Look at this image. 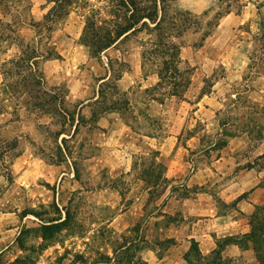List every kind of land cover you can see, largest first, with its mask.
<instances>
[{"label":"rangeland","instance_id":"obj_1","mask_svg":"<svg viewBox=\"0 0 264 264\" xmlns=\"http://www.w3.org/2000/svg\"><path fill=\"white\" fill-rule=\"evenodd\" d=\"M116 1L73 0L53 31L44 18L53 3L10 0L11 8L0 5V21L11 22L16 36L41 55L29 68L18 60L16 38L0 29V264H129L135 252L120 247L136 238L138 226L129 237L125 229L113 227V218L132 200L152 209L161 206L160 192L168 183L159 180L163 166L157 161H180L188 175L197 166L226 161L212 167L213 173L225 174L223 180L214 178V187L240 175L249 187L264 191V64L258 76L249 70L263 31L264 0H239L241 10L232 7L228 14L225 2L235 0H176L178 8L198 17L173 40L180 46L183 78L146 88L159 69L152 60L157 48L146 43V33L101 53H90L81 43L87 21L101 30L111 28ZM22 22L32 26L20 30ZM136 48L145 57L138 73L130 56ZM48 54L52 58L46 62ZM108 69L110 79L98 88ZM125 74L123 84L133 83L121 93L115 78ZM32 76L39 84L25 92L20 82ZM109 109H119L128 128L112 118L96 124ZM179 129L178 139H168L167 154L157 159L145 136L163 142ZM129 154L134 169L127 174L115 170V162L127 161ZM204 169L210 173L207 165ZM148 187L150 197L143 194Z\"/></svg>","mask_w":264,"mask_h":264},{"label":"crops","instance_id":"obj_2","mask_svg":"<svg viewBox=\"0 0 264 264\" xmlns=\"http://www.w3.org/2000/svg\"><path fill=\"white\" fill-rule=\"evenodd\" d=\"M177 5L180 6V2H177ZM61 56L62 54L59 52L58 60L62 59ZM130 56L133 58L132 69L134 73H138L142 64L141 51L136 48V51ZM51 58L48 57L45 61L48 62ZM111 74V69H108L103 78L98 80V88L100 84L110 79ZM125 77L126 74L116 80L115 87L118 92L128 91L130 84L133 83L130 81L123 84V81L127 80ZM158 82L159 78L156 74L155 81L143 86L145 88L153 87ZM97 97L98 94L96 98L84 100L82 106L95 101ZM89 115L92 116V112ZM121 116L117 109H109L97 116L96 124L103 121L108 124V119L112 118L117 122V126L123 127L124 130L128 127ZM180 133L181 129L174 136L164 138L163 142L157 141L155 137L145 136V138H147L148 148L156 149L157 159H159L162 155L167 154L165 142L168 139L176 141ZM124 155L127 154L124 153ZM20 157L18 156L16 161ZM157 162L159 167L163 166L159 180L168 183L160 192L159 197L163 201L161 206L152 209L146 207V204H137L132 200L131 203L120 207L117 210V216L113 218V227L125 229L129 237L134 232L135 226H138L136 238L126 239V242L120 247V250L132 249L135 252L136 256H132V259L129 258V264L139 262L140 264H204L211 261L217 251L221 261L233 262L240 259L248 262L256 261L251 245L244 248L238 240L250 232L251 216L257 207L264 206V191L249 187L245 177L242 178L240 175L219 187H214L216 182H213L214 178L223 180L225 174L213 173L212 167L215 168L218 164L223 166L226 161H213L202 167L197 166L191 175L185 173V167L180 161ZM206 165L210 173H206V169H204ZM115 166V170L118 172L122 170L126 174L131 172L135 167L133 156L129 154L127 161L120 157V161L115 162ZM176 184H180L179 190H183L184 195H180V191L176 190L178 189ZM151 188L144 189L143 194L150 197L152 195ZM213 188H217L218 200L211 194V191L215 190ZM252 189L253 191L246 196L247 192ZM133 197L135 196L131 198L134 199ZM224 207L226 210L221 212V208ZM233 213L236 214L235 217H230L229 215ZM226 238H233L234 241L224 244ZM219 244H221L220 247ZM112 260L114 262L115 257Z\"/></svg>","mask_w":264,"mask_h":264},{"label":"trees","instance_id":"obj_3","mask_svg":"<svg viewBox=\"0 0 264 264\" xmlns=\"http://www.w3.org/2000/svg\"><path fill=\"white\" fill-rule=\"evenodd\" d=\"M9 1L10 0H0V5L3 4L5 8H11V6L8 5ZM46 2L54 4L44 17L50 29L49 31H53V26L57 21L68 15L69 8L74 2L73 0H46ZM175 2L176 0H117L114 3L116 9L113 12L115 21L112 22L111 28L101 30L100 27L95 26L94 22L87 21L86 27L82 32L81 43L89 49L90 53H101L120 40L146 33L149 36L146 43L157 48L152 52V54L156 53V55H152V60L159 63L157 72L159 81L168 78L174 81L178 77L182 79L184 72L179 68L181 63V59L179 58L180 46L174 43L173 40L179 39L181 35L187 31L188 27L186 25L190 23L189 21L198 17L191 15V12L178 8ZM221 2L222 0H218L219 4ZM225 6V14H228L232 7L237 9V12L241 10L239 0H235L233 4L225 2ZM122 10L123 12L119 14ZM206 14H208V11L204 12L201 17L206 16ZM225 14L218 15L221 17ZM116 19L118 20L116 21ZM21 25V28H19L20 30L28 25L32 26V23L22 22ZM150 25H153V27H150ZM260 25L263 31L261 37L258 39L259 45L251 52L249 57V70L251 74L255 76L262 74L259 70L263 68L262 66L264 64V24L261 23ZM0 27L2 31H6L16 38L20 52L18 60L32 69V67L36 65L37 60L41 57L37 47L31 45V43H26L23 37H17L15 29L11 26V22L6 23L0 21ZM259 53L262 54L263 57L258 55ZM141 56L144 61V53H142ZM48 57L50 58L51 56L49 55ZM119 78L120 75H117L115 79L117 80ZM20 83H22L24 90H26L25 92L28 91L29 93L30 88L39 84L38 81H35V76L30 77V81ZM102 94V90H100L99 96H102ZM171 95L177 96V93H172ZM202 95L204 94L202 93ZM65 115L68 120L73 118L71 113L70 115ZM250 224V232L244 234L238 242H240L244 248H247L250 244L254 250L257 264H264V207H257L255 213L251 216ZM229 241L234 240L233 238H226L224 239V244ZM220 245L221 244H219V247ZM222 263L223 261L219 259L217 251L216 256H214L211 261L208 263L205 262L204 264Z\"/></svg>","mask_w":264,"mask_h":264}]
</instances>
